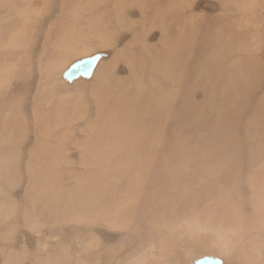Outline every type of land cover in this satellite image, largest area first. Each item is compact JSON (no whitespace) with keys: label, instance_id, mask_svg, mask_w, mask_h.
Instances as JSON below:
<instances>
[{"label":"rangeland","instance_id":"obj_1","mask_svg":"<svg viewBox=\"0 0 264 264\" xmlns=\"http://www.w3.org/2000/svg\"><path fill=\"white\" fill-rule=\"evenodd\" d=\"M206 257L264 264V0H0V264Z\"/></svg>","mask_w":264,"mask_h":264},{"label":"water","instance_id":"obj_2","mask_svg":"<svg viewBox=\"0 0 264 264\" xmlns=\"http://www.w3.org/2000/svg\"><path fill=\"white\" fill-rule=\"evenodd\" d=\"M98 65V58H90L82 60L73 65L66 73L65 78L72 82L81 77H89L93 74L95 68ZM195 264H222L218 259L214 258H203L197 261Z\"/></svg>","mask_w":264,"mask_h":264},{"label":"bare ground","instance_id":"obj_3","mask_svg":"<svg viewBox=\"0 0 264 264\" xmlns=\"http://www.w3.org/2000/svg\"><path fill=\"white\" fill-rule=\"evenodd\" d=\"M87 41V40H86ZM20 258V257H19Z\"/></svg>","mask_w":264,"mask_h":264}]
</instances>
